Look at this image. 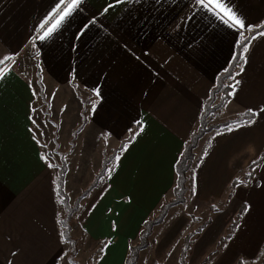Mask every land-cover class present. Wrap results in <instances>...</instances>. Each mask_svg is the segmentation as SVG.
I'll return each instance as SVG.
<instances>
[{
    "label": "crops",
    "instance_id": "obj_1",
    "mask_svg": "<svg viewBox=\"0 0 264 264\" xmlns=\"http://www.w3.org/2000/svg\"><path fill=\"white\" fill-rule=\"evenodd\" d=\"M228 2L244 29L195 0H82L41 41L40 25L58 0H0V60L10 58L0 64V264H60L64 252L55 173L33 126L44 133L59 126L62 148L80 130L75 155L85 149L84 162L95 166L124 145L105 180H140L128 194L156 201L175 185L176 165L217 77L253 32L221 120L251 114L254 122L227 130L207 158L220 153L221 164H233L240 142L249 163L264 149V0ZM253 178L262 197L264 154Z\"/></svg>",
    "mask_w": 264,
    "mask_h": 264
},
{
    "label": "rangeland",
    "instance_id": "obj_2",
    "mask_svg": "<svg viewBox=\"0 0 264 264\" xmlns=\"http://www.w3.org/2000/svg\"><path fill=\"white\" fill-rule=\"evenodd\" d=\"M220 99L221 95L216 94L211 107ZM224 107L207 118L209 132L193 151L185 202L172 207L153 227L136 264H181L185 239L189 247L184 264H261L264 260V194L261 197L259 178H253L264 149L256 148L249 163L243 150L246 146L240 142L233 164H221L220 153H210L207 158L208 148L214 143L220 145L223 141L218 139L230 134L227 130L231 127L222 126L232 120H221ZM57 129L59 126H55L54 133H44L40 126H33L43 157L52 165L55 177L59 168L66 166L64 190L69 206L82 197L71 222L77 254L72 258L68 244L63 242L60 264H124L129 249L140 242L144 223L156 218L163 203L173 198L174 181L153 202L154 198L128 194L131 185L138 189L140 180L110 183L104 179L96 190L85 193L98 173H94L96 168L102 164L85 163V149L77 157L74 147L70 149L71 142L62 148V142L56 139ZM58 206L60 219L64 211L59 203ZM246 206L250 207L246 210Z\"/></svg>",
    "mask_w": 264,
    "mask_h": 264
},
{
    "label": "trees",
    "instance_id": "obj_3",
    "mask_svg": "<svg viewBox=\"0 0 264 264\" xmlns=\"http://www.w3.org/2000/svg\"><path fill=\"white\" fill-rule=\"evenodd\" d=\"M264 29V26L263 28ZM261 29V30H262ZM256 33V32H255ZM254 32L246 38L243 42H241L235 51V55L233 57V60L229 64V66L223 71L216 79L215 84L213 88L210 91L209 97L206 100L203 109L201 111V114L199 116V124L197 130L190 136L189 140L185 143L183 152L179 158V161L176 165V182L175 187L173 189V198L167 202H164L163 205L160 208L159 214L156 218H153L151 220H148L144 223V227L142 232L139 236V244H136L135 246L131 247L129 249V253L125 259L124 264H136L139 256V252L146 249L148 245V239L151 234V231L154 226L158 225L162 219L165 217L166 213L175 206L182 205L186 200V192H187V186L186 183L188 181L187 173L190 170V166L192 163V160L194 158V150L197 147V144L199 140H201L206 133L209 132V128L207 127V118L211 116L214 112H219L222 110V108L231 100V92H232V85H234L237 73L241 70V65L243 66L244 62L239 59V56L242 53V47L245 46V44L248 43L252 37V35L255 34ZM231 77H234L232 79ZM216 94L221 95L220 101L213 107H211V104L213 102V99ZM247 117H237L230 120V122L223 123V127H237L240 126L241 123L245 124L248 121L253 120L254 116L251 114H246ZM209 119V118H208ZM80 130H77L72 137L71 143H70V149L74 147V142L76 139V136ZM135 135V132H133L128 141H130ZM124 144V143H123ZM124 148V145L115 151L112 152V154L108 157H105L102 166L98 173L96 174L93 184L90 186V188L85 191L90 192L92 190H96L98 187L101 186L102 181L108 176L109 170L114 163L118 153ZM65 174H66V166L63 164L59 170L58 173L54 179V185H55V195L57 197L58 203L62 206L64 211V217L59 219V233L60 238L62 242H66L69 246V254L72 258L75 257L77 254L76 252V242L71 237V222H72V215H74L75 211L78 209L77 204L82 199V197L76 201V204L74 206H69L68 204V197L64 190V182H65ZM159 219V220H156ZM188 240L185 239V245L181 252V264H184V255L186 254L188 250ZM261 264H264V260L261 262Z\"/></svg>",
    "mask_w": 264,
    "mask_h": 264
},
{
    "label": "snow or ice",
    "instance_id": "obj_4",
    "mask_svg": "<svg viewBox=\"0 0 264 264\" xmlns=\"http://www.w3.org/2000/svg\"><path fill=\"white\" fill-rule=\"evenodd\" d=\"M82 0H58L57 9L55 11V14H50L49 18H46L43 24L40 25L41 29L43 30V33L38 36V39L43 41L46 38L50 37L55 31H57L62 24L77 10L78 6ZM117 3L122 2V0H116ZM196 4L203 9L207 10L217 18L221 20L224 24L228 25L229 27H238L239 29H244L246 27L244 20L238 15V13L233 9V7L229 4L228 0H195ZM62 6V7H61ZM112 5H109L111 7ZM107 11V9H105ZM49 20H52L53 22L49 24ZM45 25H49L47 28H45ZM259 35L264 36V32H260ZM251 39H255V37H251ZM250 42V41H249ZM249 51V48L247 44L242 47V53L239 56V59L242 60L244 63H247L246 54ZM9 57H4L2 60H0V64H4L5 61L9 60ZM243 71V66L241 65V72ZM4 75L3 70H0V78H2ZM239 75V73H237ZM234 79V77H231ZM240 83L239 80L235 81V85H232L233 89H235L236 86H238ZM99 94V93H97ZM250 112L252 110H249ZM261 111H264V109H261ZM254 121H248V124L253 123ZM241 126H243V123H241ZM143 128L141 127V131ZM234 129L229 128V131H232ZM44 157H42L43 159ZM119 160V157L116 158ZM256 161H253V164H256ZM50 167L52 165H49ZM111 171V170H109ZM251 173H249V176ZM247 207L246 206V210ZM103 250V249H102Z\"/></svg>",
    "mask_w": 264,
    "mask_h": 264
}]
</instances>
